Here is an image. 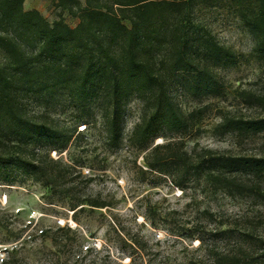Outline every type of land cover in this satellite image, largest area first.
I'll use <instances>...</instances> for the list:
<instances>
[{
  "label": "trees",
  "instance_id": "obj_1",
  "mask_svg": "<svg viewBox=\"0 0 264 264\" xmlns=\"http://www.w3.org/2000/svg\"><path fill=\"white\" fill-rule=\"evenodd\" d=\"M25 1L0 0V50L7 60L0 65V182L48 187L74 218L86 207L108 206L88 192L94 177L83 173L82 163L52 158L51 152L66 150L81 134L79 125L90 127L93 107L108 146L118 147L125 139L126 105L137 98L143 114L128 146L142 155L148 170L184 191L204 179L212 190L252 198L264 208V156L186 148L184 135L201 123L208 106L185 113L173 92L221 96L213 64L235 62L230 49L193 22L194 0H84L83 8L79 0H54L62 10H78L76 27L25 10ZM246 2L255 7L241 11V18L253 38L254 56L264 62V0H239V5ZM238 97L258 114L224 112L217 132L245 138L264 132V94L244 90ZM30 98L44 108L64 99L81 111L71 129L61 128L46 108L29 114L25 100ZM158 137L164 142L155 144ZM245 223L231 249L213 253L212 264H264V218ZM49 238L56 248L64 244Z\"/></svg>",
  "mask_w": 264,
  "mask_h": 264
},
{
  "label": "rangeland",
  "instance_id": "obj_2",
  "mask_svg": "<svg viewBox=\"0 0 264 264\" xmlns=\"http://www.w3.org/2000/svg\"><path fill=\"white\" fill-rule=\"evenodd\" d=\"M79 2L83 8L84 0ZM250 7L254 8V3L194 0L193 22L230 49L235 62L213 64L221 96L173 92L185 113L208 106L201 123L184 135L188 150L196 147L264 156V132L245 138L216 130L224 112L243 117L258 114L245 107L238 97L241 91L264 94V62L254 56L253 38L241 18V11L248 12ZM24 8L38 10L50 22L63 18L71 27L80 21L78 10H74L76 14L62 10L54 0H26ZM6 63L0 50V65ZM25 104L31 115L46 108L32 98ZM46 109L52 124L65 129L73 127L74 117L81 111L64 99ZM88 112L90 127L79 125V137L63 152L52 151L51 157L82 163L83 173L94 177L88 192L108 206L86 207L74 218V211L48 187L0 182V264H212L213 253L233 247L247 218H264V208L252 198L212 190L204 179L192 182L184 191L165 175L148 170L142 155L128 146L143 114L139 99L133 98L126 105L125 139L118 147L108 146L98 109L93 107ZM164 140L158 137L154 143ZM51 235L63 246L54 247Z\"/></svg>",
  "mask_w": 264,
  "mask_h": 264
}]
</instances>
